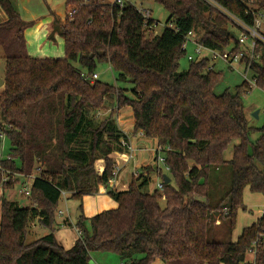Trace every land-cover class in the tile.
Returning <instances> with one entry per match:
<instances>
[{
  "label": "trees",
  "instance_id": "trees-1",
  "mask_svg": "<svg viewBox=\"0 0 264 264\" xmlns=\"http://www.w3.org/2000/svg\"><path fill=\"white\" fill-rule=\"evenodd\" d=\"M155 1L170 14L159 34H154L158 22L145 19L129 1L121 7L110 0H66L65 21L54 19V33L64 38V57L36 58L28 53V23L15 2L0 0L7 15L0 23L6 62L0 133L11 143L8 157L0 159V185L4 171L24 176L39 172L27 197L29 206L2 199L0 264H90L95 251L113 252L123 264H264V242L248 261L253 242L264 231V216L236 240L209 239L213 226L226 223L233 232L239 209L246 208L247 187L264 195V126L249 124L243 102L252 87L243 81L235 93L227 88L218 94L223 73L215 69L216 62L209 68L208 59L189 60L187 69L179 68L191 31L203 32L200 43L207 47L237 50L238 35L229 29L237 27L206 0ZM216 1L251 22L241 0ZM256 4L264 10V0ZM258 50L261 57L253 70L256 84L264 88V47ZM100 63L132 83L133 95L82 76L97 73ZM107 102L118 109L131 107L134 132L157 141L171 181L164 182L163 193L150 192L157 168H141L127 189H107L117 206L91 216L89 227L81 204L75 226L82 235L66 249L55 236L63 192L80 201L98 194L113 178L112 155L131 146L116 118H95L94 112ZM254 132L261 133L255 141ZM235 141L227 160L225 153ZM225 164L231 166L230 189L211 205V175ZM162 171L158 169L164 181ZM36 220L50 233L27 243Z\"/></svg>",
  "mask_w": 264,
  "mask_h": 264
},
{
  "label": "rangeland",
  "instance_id": "rangeland-1",
  "mask_svg": "<svg viewBox=\"0 0 264 264\" xmlns=\"http://www.w3.org/2000/svg\"><path fill=\"white\" fill-rule=\"evenodd\" d=\"M15 2V0H13ZM131 2L133 5L137 7H143L145 9H149L152 14V19L158 24L155 27L154 34H159L162 32L166 25V21L168 20L170 14L168 10L160 3H158L155 0H127ZM17 3V2H16ZM0 7L4 13V10L0 4ZM231 31L235 33L237 36L239 33L236 31L234 27H229ZM203 35V32L195 31V34L190 37V41L187 42V54L185 57H183L180 60V70H185L188 68L190 61L188 59V54L196 56L195 48L196 46L192 43V41L196 40V38L200 39ZM216 67L215 69L218 71H221L223 73L222 79L220 83L216 86L215 91L218 94L223 93L227 88L232 92H236V86L241 84L243 82L242 77L233 69L230 68L228 65H226L221 60L215 61ZM6 71V62L4 59V56H0V78H4ZM99 80L113 84L118 87H122L128 90L127 94L129 96H132V88L133 85L129 81H126L124 79H121L118 77V73H116L109 64L107 63H100L96 70ZM243 102L245 105V112L246 117L249 122V124L253 127L260 128L264 126V88L258 86L257 84L252 87L250 91L245 93L243 95ZM258 111V117L254 115V113ZM94 116L98 121H102L106 118H109L110 116L113 118H116L120 128H122L128 135L133 136V133H140V132H134L133 129V121L131 117L133 116L132 109L130 106L123 107L121 109H118V107L111 103L107 102L102 108L94 112ZM0 121H2V117L0 115ZM261 135L260 132H254L251 135V139L255 141L259 136ZM149 142L145 143V145L139 149L137 148L135 144V140L132 141V145L130 146L129 150L124 153L127 157L132 158V149L134 148L133 154H134V164L138 163V168L135 172L138 174V171L141 170L143 167L151 166L156 167V159H157V153L156 150L160 147L159 145H155V141H152L153 139H149ZM238 141H235L227 150L225 153L226 159L230 160L233 155V146L237 144ZM10 147L11 143L9 138L4 135V138L0 137V159L1 158H7L10 154ZM132 148V149H131ZM136 150V151H135ZM118 153H115V155ZM159 155H164L163 152H160ZM125 155L120 154V157L122 158H116L114 154L112 155V158L116 162V165H121L120 163L125 158L123 157ZM156 158V159H155ZM102 160H99L97 163V168L103 167ZM161 166V165H159ZM38 170H33L32 174L30 176H20L19 174L12 173V185L9 187L4 188L2 185H0V222L2 219V199L7 198L10 200H18L22 205H27L30 203L29 198L25 197L24 194L20 192L21 189H23L24 186L30 187L32 185V181L35 176L38 175ZM135 173V175H136ZM156 173L152 175V182L150 186L147 188L148 191L152 192L155 189H157V182L158 179L155 176ZM134 175V176H135ZM133 176V177H134ZM129 179V178H128ZM212 180V189L213 193L210 197V203L211 205H216L219 203L226 195V192L230 189L231 186V166L229 164H225L221 166L219 170H214L211 175ZM114 189H124L123 185H116ZM105 189V188H104ZM101 190V188H100ZM104 191V190H102ZM107 191H104L103 195H100L106 200H101L96 195H89L84 198V200L80 201L75 198H70L69 193H67L66 196H62L59 205L58 210H63L64 214H57V221H63L66 219V221L69 222L68 226L56 227L55 230V236L59 244L64 246L66 249H69L73 246V243L75 244L76 240L80 237L79 234L76 235V230L74 231L73 224H77V212L79 211V206L83 204V213L85 214L86 218H84V223L87 227L90 226V217L93 216L92 214H97L103 210L112 208V204L115 203L110 197H108ZM19 203V204H20ZM107 204V205H106ZM111 204V205H109ZM244 204L245 209H239L237 213L236 218V226L232 233H230L228 224L225 223L223 227L213 226L211 227L209 231V239L210 240H236L240 234L242 233L243 229L245 227H248L252 225L253 223L257 222L261 217L262 213L264 211V195L256 192H252L249 187H247L244 191ZM66 221H64L63 224H66ZM37 224V227L34 229L33 232L31 230L29 231L26 241L27 243H31L46 234L50 233V230L46 227H43L38 220L32 222ZM73 223V224H72ZM219 222H216L214 225H217ZM31 229V227H30ZM77 229V227H76ZM116 256L117 254L113 252H92L91 257L94 261L97 260L98 264H109L111 261V257ZM254 260L253 255H249L248 261L252 262ZM162 263L160 260H156L153 264H160Z\"/></svg>",
  "mask_w": 264,
  "mask_h": 264
},
{
  "label": "built area",
  "instance_id": "built-area-1",
  "mask_svg": "<svg viewBox=\"0 0 264 264\" xmlns=\"http://www.w3.org/2000/svg\"><path fill=\"white\" fill-rule=\"evenodd\" d=\"M113 4H117L121 7L125 6V4L128 2L127 0H110ZM209 4H211L213 7L218 9L220 12L227 15L232 22L235 24L238 30V40L240 44L239 49H235V47H228L224 51H220L217 49H213L210 47H207L200 43V39L196 38V40L192 41V43L196 46L195 53L196 56L188 54L189 60H202V59H208L210 61L209 68H214L215 61L221 60L226 65H228L230 68H233L243 79V81H246L250 84L251 87L256 85V75L253 70V63L257 62L261 57V51L258 50L259 46L264 47V10L259 9L258 5L256 4V0H241L242 3L246 6L245 15L246 17L251 18V22L246 21L245 19L239 18L238 16H235L231 12H229L226 8H224L222 5H220L216 0H206ZM138 11L143 15L145 19H151L152 14L149 9H145L143 7H137ZM156 27V26H155ZM195 34V31H191L186 37H185V43L183 45L184 49H187V42L190 41V37ZM82 76L87 79H91L92 81L97 80L99 78L97 73H94L93 75H88L87 73L83 72ZM141 134H144L141 132ZM4 133H0V137L4 138ZM132 149V148H131ZM162 151V148H158L156 150L157 153V163L158 165H161L162 172H166L170 170L169 166L165 163V155H159ZM125 155L126 154H122ZM120 154H118L119 158ZM2 159V158H1ZM1 169V168H0ZM121 167L119 165H116L115 170L113 172V178L109 180L108 185H104L106 190L111 187H115L118 185V177L120 174ZM161 172V173H162ZM16 172H10V171H4V176L1 181V185H5L6 183H9L12 181L11 174ZM20 176H24L20 173ZM160 179L157 182V189L163 193L164 191V181L162 180V174L159 175ZM26 177V176H24ZM32 186V185H31ZM31 186L27 187L24 186L23 189L20 190L22 194L25 195V197H29L31 194ZM66 192H63V195L66 196ZM63 210H60L59 213L63 215ZM262 216H264V211L262 213ZM79 236L82 235V232L78 230ZM264 242V231L259 233L256 240L252 244V248L250 250V255L255 256L257 253L258 246Z\"/></svg>",
  "mask_w": 264,
  "mask_h": 264
},
{
  "label": "crops",
  "instance_id": "crops-1",
  "mask_svg": "<svg viewBox=\"0 0 264 264\" xmlns=\"http://www.w3.org/2000/svg\"><path fill=\"white\" fill-rule=\"evenodd\" d=\"M15 4L18 8V11L21 14V17L28 23V27L25 29L24 34H25V39H26L29 55L32 57H36V58L64 57L65 55L64 38L60 36L59 33H54V19L57 18L62 23L65 21L66 16H67L66 0H15ZM6 20H7V15L5 14V12L3 13L0 7V23L5 22ZM2 54H4V52H3V48L0 46V56H2ZM3 90H4V85L0 87V93ZM131 119L133 121V116L131 117ZM133 140H135V144L137 148L139 149H141L145 145V143L149 142L148 138L144 134H141V132L136 133V134L133 133V136H130L131 145H132ZM152 141H155V145L157 147L158 145L157 141L156 140H152ZM131 151H132L133 157L130 158L127 156H123L125 159L122 160V162L120 163L121 165H119L121 167V170H120V174L118 177V185H123L124 189L128 188L130 182L133 179V176L136 173L135 171L139 169L138 163L134 164L135 161L133 160L134 159V154H133L134 148ZM114 156L118 157V154L116 155L114 154ZM156 168L157 169L155 171L156 173L155 176L159 180L160 176H159L158 169L161 168V166H159L158 163H156ZM104 188H105L104 186H101V190H99V193L96 194V196L100 198V201L104 198L102 197L104 196L103 192L107 191L106 188L105 189ZM106 198H104L103 200H106ZM13 201L20 203V201H18L17 199L16 200L14 199ZM29 204L30 203H28L26 206H29ZM20 205L22 204L20 203ZM22 206H25V205H22ZM116 206H117L116 202L112 204V208ZM65 220L60 221V222L57 221V224H59L58 227L63 228L64 226H68L69 224L67 225L63 224ZM73 226H74V231L76 230V235H78L76 226L74 224ZM36 227H37L36 222L31 224V229H30L31 232H33ZM98 262L97 260L94 261L91 257L90 264H98ZM109 264H123V263L121 259L119 258V256L118 257L112 256ZM160 264H163V263H160Z\"/></svg>",
  "mask_w": 264,
  "mask_h": 264
},
{
  "label": "water",
  "instance_id": "water-1",
  "mask_svg": "<svg viewBox=\"0 0 264 264\" xmlns=\"http://www.w3.org/2000/svg\"><path fill=\"white\" fill-rule=\"evenodd\" d=\"M4 84H5L4 79L0 78V87H2ZM258 113H259V112L256 111V112L254 113V115H255L256 117H258ZM163 177H164V182H165L166 184L170 183L171 178H170V176H169L167 173L164 174ZM81 216H82V212L78 211L76 217L79 219Z\"/></svg>",
  "mask_w": 264,
  "mask_h": 264
}]
</instances>
